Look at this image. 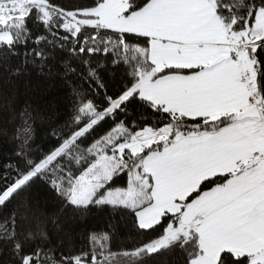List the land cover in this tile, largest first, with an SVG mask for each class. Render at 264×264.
Wrapping results in <instances>:
<instances>
[{
  "label": "snow or ice",
  "instance_id": "1",
  "mask_svg": "<svg viewBox=\"0 0 264 264\" xmlns=\"http://www.w3.org/2000/svg\"><path fill=\"white\" fill-rule=\"evenodd\" d=\"M33 72L61 108H17ZM0 98V264H264V0H0ZM93 209L143 239L57 258Z\"/></svg>",
  "mask_w": 264,
  "mask_h": 264
},
{
  "label": "trees",
  "instance_id": "2",
  "mask_svg": "<svg viewBox=\"0 0 264 264\" xmlns=\"http://www.w3.org/2000/svg\"><path fill=\"white\" fill-rule=\"evenodd\" d=\"M57 3L64 6L66 9H73L80 0H56ZM25 81L28 84L29 91H26L24 85L19 87V96L17 108L23 106L24 102L32 104L34 109L42 111L44 115L50 113L53 109L51 103L56 101V107L61 108L62 102L56 98L63 95V90L57 86L54 89L48 90L46 85L37 87L41 83V78L37 77L35 73L31 77H26ZM3 104V99L0 98V105ZM8 111L0 108V128L7 127L9 130V137L14 134V125L8 123ZM20 121L17 119L16 125ZM33 127L36 129L35 141L33 147H43L47 143V134L45 129L47 124H42L37 120ZM8 138L0 136V162L8 158L12 151V144L7 142ZM45 193L40 192L36 196L37 200L41 201V206L45 207L50 215L54 210V205L50 202L46 206L43 203ZM62 230L53 229L52 224L46 225L50 240L49 248L55 249L56 257H60L61 253L67 255L70 252L79 253L91 250L90 237L93 234L111 233L113 238L110 241L112 251H120L124 248H130L134 243H138L143 237L138 236L131 226V222L119 215L113 216L107 210L99 211L93 209L88 215L84 217H61ZM106 244L108 242H105ZM178 257L176 254L167 253L165 255H157L149 264H177Z\"/></svg>",
  "mask_w": 264,
  "mask_h": 264
},
{
  "label": "rangeland",
  "instance_id": "3",
  "mask_svg": "<svg viewBox=\"0 0 264 264\" xmlns=\"http://www.w3.org/2000/svg\"><path fill=\"white\" fill-rule=\"evenodd\" d=\"M57 258H59V257H57Z\"/></svg>",
  "mask_w": 264,
  "mask_h": 264
}]
</instances>
